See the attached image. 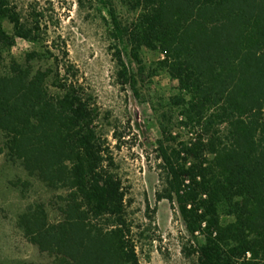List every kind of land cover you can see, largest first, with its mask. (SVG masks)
Wrapping results in <instances>:
<instances>
[{
	"label": "trees",
	"instance_id": "obj_1",
	"mask_svg": "<svg viewBox=\"0 0 264 264\" xmlns=\"http://www.w3.org/2000/svg\"><path fill=\"white\" fill-rule=\"evenodd\" d=\"M100 1L118 33L138 50H159L162 68L179 83L169 109L178 110L176 123L169 111L160 119L158 200L176 203L188 232L204 237L194 249L198 264H264V0H134L131 30L112 0ZM39 34L36 19L0 0V62L17 38L36 44ZM38 56L0 69V132L10 159L60 192L62 218L51 221L37 203L19 225L56 264H142L107 117L69 78L72 65L56 57L36 68ZM117 59L124 83H135L120 50ZM112 137L123 135L116 128Z\"/></svg>",
	"mask_w": 264,
	"mask_h": 264
},
{
	"label": "rangeland",
	"instance_id": "obj_2",
	"mask_svg": "<svg viewBox=\"0 0 264 264\" xmlns=\"http://www.w3.org/2000/svg\"><path fill=\"white\" fill-rule=\"evenodd\" d=\"M11 2L24 20L36 19L39 42L17 38L11 52L4 54L0 69L8 68L12 58L24 62L32 51L39 53L33 60L36 68L47 69L56 63V57L61 65H72L69 78L91 95L107 117L106 133L119 172L130 187V217L142 264H198L194 249L204 242V237L188 232L176 203L157 198L162 188L157 152L158 140L162 138L160 119L168 113L171 97L180 92L178 81L160 64V51L145 46L138 50L128 34L121 36L111 12L100 0ZM112 7L123 29L131 30L139 14L134 0H112ZM5 28L10 33L14 31L9 21ZM118 50L135 83H124L119 76ZM53 80L55 77L50 81ZM172 111L169 114L176 123L178 110ZM116 128L123 135L122 141L112 137ZM175 131L187 135L179 125ZM5 141L0 132V264H56L55 257L26 238L19 216L29 205L44 203L50 220H60L56 204L60 192L30 176L21 162L11 160Z\"/></svg>",
	"mask_w": 264,
	"mask_h": 264
}]
</instances>
